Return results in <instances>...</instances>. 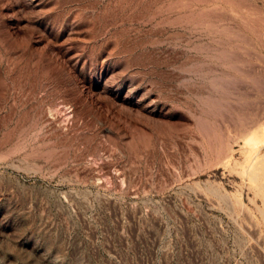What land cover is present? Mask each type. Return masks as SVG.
I'll return each instance as SVG.
<instances>
[{"label":"rangeland","instance_id":"rangeland-1","mask_svg":"<svg viewBox=\"0 0 264 264\" xmlns=\"http://www.w3.org/2000/svg\"><path fill=\"white\" fill-rule=\"evenodd\" d=\"M0 264H264V0H0Z\"/></svg>","mask_w":264,"mask_h":264}]
</instances>
